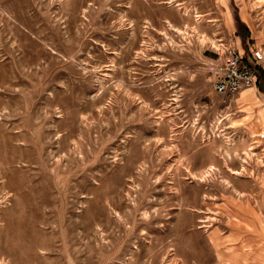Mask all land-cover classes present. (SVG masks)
Here are the masks:
<instances>
[{
  "label": "rangeland",
  "instance_id": "374dc122",
  "mask_svg": "<svg viewBox=\"0 0 264 264\" xmlns=\"http://www.w3.org/2000/svg\"><path fill=\"white\" fill-rule=\"evenodd\" d=\"M264 0H0V264H264ZM264 102V100H263Z\"/></svg>",
  "mask_w": 264,
  "mask_h": 264
},
{
  "label": "built area",
  "instance_id": "2783aa9c",
  "mask_svg": "<svg viewBox=\"0 0 264 264\" xmlns=\"http://www.w3.org/2000/svg\"><path fill=\"white\" fill-rule=\"evenodd\" d=\"M264 80V49L250 50L244 57L236 48H225L222 67L214 84L220 96H234L245 89L257 88Z\"/></svg>",
  "mask_w": 264,
  "mask_h": 264
},
{
  "label": "crops",
  "instance_id": "0c3cea01",
  "mask_svg": "<svg viewBox=\"0 0 264 264\" xmlns=\"http://www.w3.org/2000/svg\"><path fill=\"white\" fill-rule=\"evenodd\" d=\"M262 83H263V81L259 83V86H260ZM256 89H258V87H257ZM263 100H264V99L262 98V99H261V102L264 104Z\"/></svg>",
  "mask_w": 264,
  "mask_h": 264
},
{
  "label": "trees",
  "instance_id": "16d2710c",
  "mask_svg": "<svg viewBox=\"0 0 264 264\" xmlns=\"http://www.w3.org/2000/svg\"><path fill=\"white\" fill-rule=\"evenodd\" d=\"M262 81H264V80H262ZM262 81H261V82H262ZM258 88H259V86H258Z\"/></svg>",
  "mask_w": 264,
  "mask_h": 264
}]
</instances>
